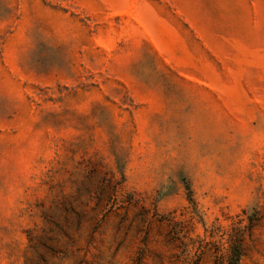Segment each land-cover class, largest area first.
Returning <instances> with one entry per match:
<instances>
[{
    "label": "rangeland",
    "instance_id": "obj_1",
    "mask_svg": "<svg viewBox=\"0 0 264 264\" xmlns=\"http://www.w3.org/2000/svg\"><path fill=\"white\" fill-rule=\"evenodd\" d=\"M264 264V0H0V264Z\"/></svg>",
    "mask_w": 264,
    "mask_h": 264
},
{
    "label": "trees",
    "instance_id": "obj_2",
    "mask_svg": "<svg viewBox=\"0 0 264 264\" xmlns=\"http://www.w3.org/2000/svg\"><path fill=\"white\" fill-rule=\"evenodd\" d=\"M242 252V234L235 232L230 239L229 258L227 264H240Z\"/></svg>",
    "mask_w": 264,
    "mask_h": 264
}]
</instances>
